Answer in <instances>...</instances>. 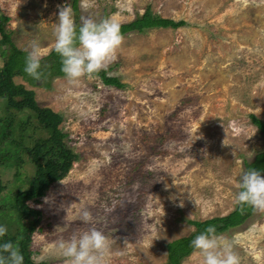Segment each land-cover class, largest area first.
Segmentation results:
<instances>
[{
	"label": "rangeland",
	"instance_id": "1",
	"mask_svg": "<svg viewBox=\"0 0 264 264\" xmlns=\"http://www.w3.org/2000/svg\"><path fill=\"white\" fill-rule=\"evenodd\" d=\"M70 2L0 0V11L15 46L36 41L46 55L59 8L69 7L73 18ZM77 4L80 21L104 15L119 24L149 8L185 23L121 35L107 73L122 87L93 74L77 83L54 76L48 87L12 77L60 114L62 140L78 154L63 178L28 200L40 215L24 248L35 262L68 264L57 241L95 227L110 242L107 264H163L167 243L194 231L190 220L235 207L238 173L264 147L250 116L264 121V0ZM84 208L89 222L80 219ZM218 234L233 240L239 264H264V211ZM180 264H199L198 252Z\"/></svg>",
	"mask_w": 264,
	"mask_h": 264
},
{
	"label": "trees",
	"instance_id": "2",
	"mask_svg": "<svg viewBox=\"0 0 264 264\" xmlns=\"http://www.w3.org/2000/svg\"><path fill=\"white\" fill-rule=\"evenodd\" d=\"M77 3L78 0H71L70 5L74 24L78 27L81 21L77 14ZM102 19L104 15L98 21ZM7 20L8 16L0 11V205H3L0 208V224L6 227V233L0 240L11 241L18 248L23 256V264H47L45 261L35 262L30 256V250L24 248L30 241L40 215V211L30 206L28 200H38L53 181L63 178L78 154L62 140L65 133L58 127L60 114L48 107L39 106L33 98L32 90L12 79L14 75H20L30 83L36 80L23 71L25 53L15 46L11 31L4 27V21ZM184 23V20L153 14L146 8L134 19L119 23L118 28L123 35L153 27L176 28ZM3 42L4 48L1 46ZM41 67V79L45 87L49 86L51 77L64 75L60 70V58L52 49L42 57ZM107 71L108 68L101 69L93 75H98L106 85H124L117 76L108 75ZM250 116L252 122L264 133V121L253 114ZM244 164L245 169L255 168L263 174L264 147ZM4 173L10 174L6 180L2 178ZM253 211L250 207L235 205L227 214L190 220L195 226L194 231L167 243V261L163 264H180L182 257L193 250L189 241L207 225H214L218 234L240 225Z\"/></svg>",
	"mask_w": 264,
	"mask_h": 264
},
{
	"label": "clouds",
	"instance_id": "3",
	"mask_svg": "<svg viewBox=\"0 0 264 264\" xmlns=\"http://www.w3.org/2000/svg\"><path fill=\"white\" fill-rule=\"evenodd\" d=\"M57 20L53 29L52 50L58 54L60 70L69 83H77L82 76L98 73L115 58L122 37L114 20L94 21L82 17L77 27L71 9L66 5L59 8ZM22 51L25 53L23 71L40 80L43 75L41 60L45 53L36 41H31ZM236 187L238 191L233 196L235 205L264 211V176L260 170L242 169L238 173ZM80 219L83 222L91 220L87 208L81 211ZM5 233L6 227L0 224V238ZM109 244V239L100 230L90 227L67 239H59L55 249L67 259L68 264H107ZM189 245L198 252L199 264H239L233 240L217 234L214 225H207L189 241ZM0 264H23L22 254L11 241L0 240Z\"/></svg>",
	"mask_w": 264,
	"mask_h": 264
},
{
	"label": "water",
	"instance_id": "4",
	"mask_svg": "<svg viewBox=\"0 0 264 264\" xmlns=\"http://www.w3.org/2000/svg\"><path fill=\"white\" fill-rule=\"evenodd\" d=\"M38 82V80H36V83Z\"/></svg>",
	"mask_w": 264,
	"mask_h": 264
}]
</instances>
